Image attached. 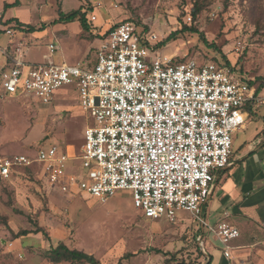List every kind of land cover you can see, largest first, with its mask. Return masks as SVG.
I'll list each match as a JSON object with an SVG mask.
<instances>
[{
	"label": "rangeland",
	"instance_id": "374dc122",
	"mask_svg": "<svg viewBox=\"0 0 264 264\" xmlns=\"http://www.w3.org/2000/svg\"><path fill=\"white\" fill-rule=\"evenodd\" d=\"M13 1L0 0V48L9 40L2 47L7 54L22 47L28 62H46L50 57L53 63L85 66L84 57L98 40L91 44L86 34L81 35L84 30L79 21H59V13L81 9L87 26L98 29L130 19L156 35L151 43L160 58L213 61L248 83L253 81L255 88L262 83L254 111L243 110L245 121L250 120L247 129L232 134L233 153L260 127L257 117L264 113V0H202L204 6L196 17L190 14L193 0H18L19 5L5 19L8 9L4 4ZM91 14L96 15L95 21H90ZM19 22L35 30L29 32ZM185 27L201 31L208 45ZM6 28L15 33L7 34ZM50 43L55 47L52 53ZM90 53L93 56L96 49ZM2 60L0 55V64ZM92 122L71 84L58 88L49 103L25 90L6 93L0 86V156L24 154L34 161L33 169L21 168L19 174L0 178V264H69L46 258L47 251L60 241L93 254L101 264H204L206 249L200 247L199 238L210 231L201 229L188 211H176L174 221L151 220L134 207L128 190L101 202L84 192L67 197L47 186L37 161L38 150L70 145L79 155L83 129ZM82 170L80 158L66 164L69 173ZM37 227L48 237L35 232ZM24 230L29 232L16 237ZM207 241L222 248L209 236ZM231 264L239 263L232 260Z\"/></svg>",
	"mask_w": 264,
	"mask_h": 264
},
{
	"label": "built area",
	"instance_id": "2783aa9c",
	"mask_svg": "<svg viewBox=\"0 0 264 264\" xmlns=\"http://www.w3.org/2000/svg\"><path fill=\"white\" fill-rule=\"evenodd\" d=\"M155 38L130 19L112 23L101 33L91 66L32 63L15 47L6 54L0 86L49 103L58 88L71 84L93 119L83 129L79 155L70 145L38 150L51 190L67 197L84 192L101 202L128 190L134 207L151 220L174 221L176 211H188L229 257L238 228L225 220L208 225L201 212L216 172L229 163L232 134L244 127V107L257 100L255 87L221 63L160 58ZM54 50L50 43L49 53ZM76 158L82 172H67ZM33 163L24 154L0 156V178L33 169Z\"/></svg>",
	"mask_w": 264,
	"mask_h": 264
},
{
	"label": "crops",
	"instance_id": "0c3cea01",
	"mask_svg": "<svg viewBox=\"0 0 264 264\" xmlns=\"http://www.w3.org/2000/svg\"><path fill=\"white\" fill-rule=\"evenodd\" d=\"M7 9L5 19L11 15V8ZM5 19H3V22H6ZM108 27L105 29L101 27L99 29L89 28L87 33L81 31V35L86 34V38L90 39L91 44H93L94 40H99L101 33L105 32ZM7 42L10 41L8 40ZM4 46L0 48V55L3 58L0 64V71L7 62V53L5 49H2ZM93 49L94 51L96 49L94 45L89 48L84 57L87 59L84 62L86 66H91L95 61V54L91 56L90 53ZM47 60L51 61V58L49 57ZM255 104L248 103L247 107L254 111ZM244 111H247L246 107ZM263 114L261 113L257 117L259 118L257 122L261 120L260 127L255 128L254 133L246 137L237 146L235 153H233L234 149L231 146L229 163L216 172L211 194L202 206L201 216L207 224L214 225L218 221L225 220L239 230V236L232 239L233 241L237 239V241L231 245L228 244L229 257L223 255L224 246L212 233L209 232L205 235L203 232L200 234V237H202L201 245L206 249L205 253L211 256L210 264H231L232 260L239 264H264V227L262 226V223H264ZM249 123L250 120L248 122L245 121L244 127L238 130H246ZM201 229L204 230L202 225ZM208 236L211 241L219 243L222 248H217L207 241ZM205 245H208L207 247L209 248L207 249Z\"/></svg>",
	"mask_w": 264,
	"mask_h": 264
},
{
	"label": "trees",
	"instance_id": "16d2710c",
	"mask_svg": "<svg viewBox=\"0 0 264 264\" xmlns=\"http://www.w3.org/2000/svg\"><path fill=\"white\" fill-rule=\"evenodd\" d=\"M19 5L18 0H14L11 3H5L4 4V9L7 8H12L14 6ZM204 3L202 0H193L192 7L190 9V14L192 17H196V15L201 11L203 8ZM58 20L62 21H67V22H73V21H79L83 30L85 33L89 31V27L87 26L84 18V13L81 11V9L77 10H72L68 13H59V18ZM21 28H26L29 32H32L35 30V28L31 25H26L25 23H18ZM43 28V27H41ZM186 28V27H185ZM190 32L197 33L200 37V39L203 41V43L207 44V40L205 39L203 33L201 31H198L195 27L191 28H186ZM170 36H168L165 40L162 41V43L166 42ZM209 46H214L213 43H210ZM225 63L229 65V62L227 59H225ZM226 66V65H225ZM249 84L252 85L253 81H249ZM262 88V83L261 85H258L255 88V94H258L260 89ZM247 108V105L245 106ZM244 107V110H245ZM250 110V107H248ZM29 231H20L16 233V237L26 235ZM35 232H41L45 237H48L45 233V231L41 227H37ZM127 255H124L126 257ZM46 258L53 262V263H61V262H68L69 264H101L99 259H97L93 254L86 253L83 250H79L76 248H69L65 243L62 241L58 242L55 246L51 247L47 253H46ZM211 256L208 254V260L206 261L205 264H210Z\"/></svg>",
	"mask_w": 264,
	"mask_h": 264
},
{
	"label": "water",
	"instance_id": "95a60500",
	"mask_svg": "<svg viewBox=\"0 0 264 264\" xmlns=\"http://www.w3.org/2000/svg\"><path fill=\"white\" fill-rule=\"evenodd\" d=\"M199 245H200V247H201V244H199ZM201 248H202V247H201ZM204 254H205L206 256H208L207 253L204 252Z\"/></svg>",
	"mask_w": 264,
	"mask_h": 264
}]
</instances>
